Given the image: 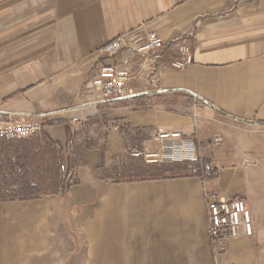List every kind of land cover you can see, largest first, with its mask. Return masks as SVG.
Listing matches in <instances>:
<instances>
[{"label": "crops", "instance_id": "1", "mask_svg": "<svg viewBox=\"0 0 264 264\" xmlns=\"http://www.w3.org/2000/svg\"><path fill=\"white\" fill-rule=\"evenodd\" d=\"M132 30L160 34L164 47L103 60L100 47ZM181 45L191 61L175 68ZM102 60L129 70L126 99L91 85ZM10 116L45 117L62 164L75 150L81 161L64 193L0 201V264H215L210 196L244 197L254 226L225 242L221 261L264 264V0H0V121ZM164 130L193 148L190 159L165 150L175 160L160 164L197 162L201 176L102 179L103 166L141 160L130 148L160 150ZM57 144L0 140V183L16 147L48 170Z\"/></svg>", "mask_w": 264, "mask_h": 264}, {"label": "built area", "instance_id": "2", "mask_svg": "<svg viewBox=\"0 0 264 264\" xmlns=\"http://www.w3.org/2000/svg\"><path fill=\"white\" fill-rule=\"evenodd\" d=\"M164 47V39L156 32L146 31L144 34L137 30H132L115 36L103 46L99 51L103 60L112 58L119 50L130 48L138 56H149L153 51H158ZM183 58L174 61L172 66L183 68L191 61V55L185 45L180 46ZM101 61L94 66L89 81L93 87L100 90L107 97H118L126 99L130 96L126 88L130 80V72L127 68L116 64H109ZM45 117L37 116L24 120H16L11 116L0 121V140H23L41 136ZM73 121H79L74 118ZM80 130L81 127L79 126ZM160 150L153 151L147 148L142 150L129 149L128 154L139 157L146 164L164 163L175 160L165 151L168 149L180 150L183 158H191L193 140L185 138L179 130H164L155 135ZM222 135L216 133L211 138V143L218 146L222 142ZM204 169L210 172L209 164H204ZM60 170H65V164L60 165ZM206 212L208 218V235L215 264H232L218 260L219 255L224 251V244L230 238L250 236L253 233V225L245 200L242 197L220 198L210 196L206 201Z\"/></svg>", "mask_w": 264, "mask_h": 264}, {"label": "trees", "instance_id": "3", "mask_svg": "<svg viewBox=\"0 0 264 264\" xmlns=\"http://www.w3.org/2000/svg\"><path fill=\"white\" fill-rule=\"evenodd\" d=\"M48 123H65L63 119L47 120ZM67 130L69 126L66 125ZM123 130L122 127H118ZM43 138L47 144L55 145L47 134L43 131ZM135 142L145 138L139 131H135L130 136ZM29 139V138H28ZM58 146V144H57ZM138 147V144L136 145ZM62 147L58 146L56 154V163L53 170H37L31 167L29 152L25 146L16 147L13 151V158L7 159L5 170L8 169L9 175L0 183V201L15 199H32L42 195L64 193L67 188L75 182V172L78 162H80L81 152L74 151L75 157L72 161L65 164V170H60L62 164ZM197 162H176L172 164H146L141 160L119 163L110 168L104 166L100 168L102 179H109L116 182L135 181L145 179H160L163 177H183V176H201ZM18 168V170H17ZM49 185L51 190L44 191L45 184ZM55 183V185H54Z\"/></svg>", "mask_w": 264, "mask_h": 264}, {"label": "rangeland", "instance_id": "4", "mask_svg": "<svg viewBox=\"0 0 264 264\" xmlns=\"http://www.w3.org/2000/svg\"><path fill=\"white\" fill-rule=\"evenodd\" d=\"M43 133V132H42ZM43 134H41V136H42ZM38 142V143H37ZM40 144H42L41 143V141H34V142H32L31 143V146H33V148H35V147H37L38 145L41 147V145ZM44 148V147H43ZM43 148H41V151L42 152H45V151H47V150H42ZM44 157H46V161H47V166H49L48 167V169L49 170H53V169H51V168H53V167H55V165L53 166V165H51L52 163H51V159H52V156H51V154H50V158H49V156H47V155H45ZM49 161H50V164H49ZM32 164H34V165H36L35 164V160H34V156L32 157V162H31ZM34 167H37V166H34ZM35 169V168H34ZM237 197H240V196H237ZM228 198V197H227ZM229 198H233V197H229ZM244 200H245V198L244 197H242ZM245 203H246V200H245ZM246 207H247V204H246ZM248 208V207H247ZM248 210H249V208H248ZM249 212H250V210H249ZM207 213V212H206ZM250 216H251V212H250ZM251 221H252V217H251ZM252 225H253V222H252ZM254 234V226H253V233H252V235ZM252 235H250V236H252ZM242 237V236H241ZM237 238H239V237H237ZM230 239H233V238H230ZM214 256V255H213ZM218 260L219 261H221V259L220 258H218ZM214 261H215V259H214ZM221 262H223V261H221ZM230 263V262H229ZM233 264V263H232Z\"/></svg>", "mask_w": 264, "mask_h": 264}]
</instances>
